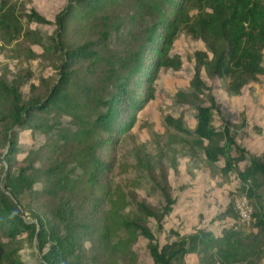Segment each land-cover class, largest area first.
I'll return each instance as SVG.
<instances>
[{
    "label": "trees",
    "instance_id": "1",
    "mask_svg": "<svg viewBox=\"0 0 264 264\" xmlns=\"http://www.w3.org/2000/svg\"><path fill=\"white\" fill-rule=\"evenodd\" d=\"M26 3L32 0H0V32L41 46L56 61V76L37 78L27 97L21 87L29 69L11 81L0 76V264H26L20 251L34 246L36 233L32 264H134L140 237L153 264H264V150L238 143L262 130L244 111L237 122L221 117L216 125L221 106L202 79L204 72L230 94L264 79V0H66L53 21L33 6L24 12ZM32 22L54 26L44 43ZM181 32L204 44L194 52L189 87L175 93V102L195 111V126L190 131L171 115L164 123L184 137L189 155L221 162L220 174L238 186L216 215L232 220L218 234L170 230L159 244L150 222L160 225L175 204L163 152L152 156L143 145L134 152L160 207L114 186L112 176L118 139L153 99L157 70L182 67L171 54ZM24 131L45 138L20 158ZM243 195L253 210L249 223L238 221L233 206Z\"/></svg>",
    "mask_w": 264,
    "mask_h": 264
},
{
    "label": "rangeland",
    "instance_id": "2",
    "mask_svg": "<svg viewBox=\"0 0 264 264\" xmlns=\"http://www.w3.org/2000/svg\"><path fill=\"white\" fill-rule=\"evenodd\" d=\"M66 0H32L25 4L24 12L30 6L46 19L53 21L55 15L64 7ZM31 32H37V37L44 39L49 36L54 26L32 22ZM33 39V35H32ZM204 44L181 32L171 49V54H178L182 60V67L178 71L160 68L154 81V96L144 108L137 113V121L131 131L118 139V165L112 179L114 186H121L125 191H134L139 199H146L149 203L160 207L162 198L151 185L145 172L136 166L134 152L140 145L152 156L163 152V162L168 169L169 182L175 204L171 213L159 225L150 222V228L159 244L171 239L170 230L180 233H190L197 228H208L216 234L220 232L223 222L216 220V215L223 211L228 204L229 194L236 193L238 181L233 175L222 176L217 164H208L201 153L196 156L188 154V148L183 142V136L164 123V116L181 117L184 125L190 131L195 126V111L187 106L175 102V93L179 89H187L193 74L194 52L203 50ZM55 60L45 54L42 47L30 39L22 37L11 40L0 32V76L5 75L8 81L13 80L19 69L27 68L33 76L26 78L21 90L25 97L29 95L31 84H37V78H55ZM264 66V61H263ZM202 79L207 86H211L213 93L221 106V116L216 115L215 124L219 125L221 117L233 122L238 121L241 111H244L250 126L261 128V134L251 130V137L238 140V143L255 153L264 150V79L246 84L239 94H230L218 87V81L213 83L202 73ZM106 81L102 83L105 84ZM101 88V84L99 86ZM41 134L31 135L29 131L20 134L19 157L33 146L36 149L44 140ZM0 167V173H1ZM3 177V173L2 176ZM264 193V187L260 188ZM238 194V193H237ZM147 241L140 237L133 246L137 258L134 264H153ZM35 242L25 244L20 251L26 264H32L36 258ZM194 262L193 257L188 258Z\"/></svg>",
    "mask_w": 264,
    "mask_h": 264
},
{
    "label": "built area",
    "instance_id": "3",
    "mask_svg": "<svg viewBox=\"0 0 264 264\" xmlns=\"http://www.w3.org/2000/svg\"><path fill=\"white\" fill-rule=\"evenodd\" d=\"M233 206L238 213V221L249 223L252 220L253 210L246 196H238L233 200Z\"/></svg>",
    "mask_w": 264,
    "mask_h": 264
},
{
    "label": "water",
    "instance_id": "4",
    "mask_svg": "<svg viewBox=\"0 0 264 264\" xmlns=\"http://www.w3.org/2000/svg\"><path fill=\"white\" fill-rule=\"evenodd\" d=\"M36 240H37V233H36V236H35V243H36Z\"/></svg>",
    "mask_w": 264,
    "mask_h": 264
}]
</instances>
